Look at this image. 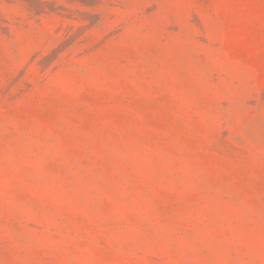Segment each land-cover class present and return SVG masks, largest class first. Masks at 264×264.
Here are the masks:
<instances>
[{
    "label": "rangeland",
    "instance_id": "1",
    "mask_svg": "<svg viewBox=\"0 0 264 264\" xmlns=\"http://www.w3.org/2000/svg\"><path fill=\"white\" fill-rule=\"evenodd\" d=\"M0 264H264V0H0Z\"/></svg>",
    "mask_w": 264,
    "mask_h": 264
}]
</instances>
